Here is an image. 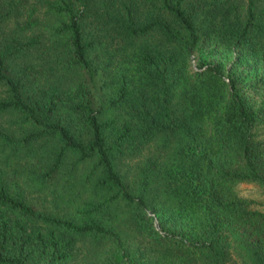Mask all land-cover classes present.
<instances>
[{
    "label": "trees",
    "instance_id": "16d2710c",
    "mask_svg": "<svg viewBox=\"0 0 264 264\" xmlns=\"http://www.w3.org/2000/svg\"><path fill=\"white\" fill-rule=\"evenodd\" d=\"M240 182L264 0H0V264H264Z\"/></svg>",
    "mask_w": 264,
    "mask_h": 264
},
{
    "label": "rangeland",
    "instance_id": "374dc122",
    "mask_svg": "<svg viewBox=\"0 0 264 264\" xmlns=\"http://www.w3.org/2000/svg\"><path fill=\"white\" fill-rule=\"evenodd\" d=\"M212 47H206L202 51H196L190 60V68L195 69L198 66V63L203 60H210L214 62L221 63L224 68H228L231 64V60L233 59L232 54L222 53L218 49L212 50ZM237 192L245 197L256 199L261 202L264 199V194L260 186L253 182H240L236 186ZM261 206V204H258ZM157 223V220H154Z\"/></svg>",
    "mask_w": 264,
    "mask_h": 264
}]
</instances>
